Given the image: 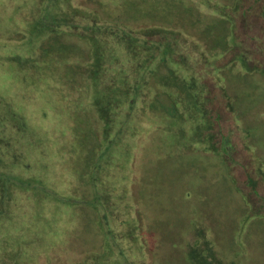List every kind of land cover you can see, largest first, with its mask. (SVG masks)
Masks as SVG:
<instances>
[{
    "label": "trees",
    "instance_id": "1",
    "mask_svg": "<svg viewBox=\"0 0 264 264\" xmlns=\"http://www.w3.org/2000/svg\"><path fill=\"white\" fill-rule=\"evenodd\" d=\"M6 1V7L16 6L23 11L18 0ZM201 1L208 12L189 0H80L76 4L74 0H34L41 16L35 23L37 33L30 35L29 51L25 52V48L19 53L25 35L16 34L21 38L14 40L19 47L14 48L12 62L31 74L27 76L38 78V82L48 79L33 85L45 87L47 83L50 89L62 90L69 104L84 96L86 100L82 101L89 105L85 114L94 120L91 128L85 124L81 131L71 132L69 153L79 158L83 177L78 174L76 180L80 183L84 178L85 187L78 185L75 197L82 193L83 198L79 203L67 204L65 211L75 206L85 209L81 217L91 220L87 230L99 228L109 253H90L83 264H137V255L130 253V246L139 245L150 256V247L155 248L151 235L157 234L166 252L157 259L153 255V264L254 262L243 236L253 234L255 220L260 219L264 226L263 211L252 194L255 191L264 195V172L257 171L259 164L249 156L251 146L237 126L242 99L229 97L224 77L226 72L242 70L237 64L245 68L249 64L258 67L257 61L264 63V47L259 42L264 40V28H260L264 26V0ZM30 3L22 2L26 7ZM173 19L194 27L195 32L187 34L181 25L175 28ZM250 25L254 26L252 30ZM229 33L238 40L232 46ZM185 45L192 51H186ZM29 93L34 92L25 91ZM25 94L22 102L27 99ZM74 94L81 98L75 100ZM71 126L76 129L73 122ZM38 128L48 135V129ZM158 130L156 138L161 137L165 143L172 137L180 140L181 152L186 146L193 151L198 148L202 154L178 162L182 155L167 152L151 161L153 165L149 167L150 162L140 161L139 156L141 152L155 155L145 146L159 151L156 138L151 137ZM229 131L233 150L224 151L221 141ZM197 132L201 138L198 146L193 144ZM233 134L236 139H232ZM231 156L247 166L245 171L232 165ZM171 161L176 163L170 165ZM53 162L67 166L63 161ZM105 164L107 174H103ZM39 165L37 181L46 184L44 176L51 173L47 164L30 160L21 163L19 169L36 172ZM118 165L122 171L117 175L114 170ZM180 169L186 183L178 181ZM2 170L0 167V183L3 177L8 183L16 178L6 173L8 168ZM157 173L161 182L154 178ZM115 178L118 180L113 188ZM64 180L65 176V186ZM18 181L28 189L35 180ZM60 186L54 185L51 190L58 200ZM133 187L138 189L136 193ZM220 196L232 206L236 214L233 221L239 219L244 225L209 219V205L219 203V199L212 198ZM13 200L12 189L6 192L0 187V264H22L25 260L14 240L16 230L10 229L11 220L6 217V207ZM243 206L247 208L245 216ZM19 217L20 213L17 221ZM22 218L26 220L23 215ZM38 222L40 225L44 221ZM8 230L9 237L5 239L2 232ZM5 240H9L7 245Z\"/></svg>",
    "mask_w": 264,
    "mask_h": 264
},
{
    "label": "rangeland",
    "instance_id": "2",
    "mask_svg": "<svg viewBox=\"0 0 264 264\" xmlns=\"http://www.w3.org/2000/svg\"><path fill=\"white\" fill-rule=\"evenodd\" d=\"M23 1L24 0H18L23 8L22 11L21 8L16 9V6H11L12 8L6 7L8 6L7 1L0 0V46L3 47L0 56V167L3 168L2 171H6V168H8L6 173L16 177L13 178L10 183L6 182L4 177L1 179L0 187L4 188L6 192H10L12 189L15 199L12 201V204L6 207L8 211L6 217L11 220L9 222L10 229L16 230L14 240L19 243L21 249L20 253L24 254L25 258L22 264L32 261H34V264H83L82 261L86 260L90 253L96 251L102 255H107L109 253V250L105 247L106 244L103 246L105 238L101 234L99 228H95V230L94 228H90V232L87 230L91 220L81 217L85 209L82 210V207L75 206L73 209L65 211L67 204L79 203L80 200H82V193H78L77 198L75 197V192H78V185L81 189L85 187L82 183L84 178H82L80 183H77L76 180V178L79 180L78 174L83 177V175L80 174L82 170L78 163L79 158L77 156L72 157L69 153L72 148L71 144H73L72 142L70 143L73 137L71 136V132L73 131L75 133L81 131L85 124H88L91 128V126H94V120L89 117V114L88 118L85 114L89 105L82 101V98L86 100L84 96H82V98L80 97V99L78 94H74L72 98L75 100L79 98L80 100L77 101V103L74 101L73 104H69L66 102L68 100L65 101L64 97L66 95L62 90L50 89L47 83L45 87L43 85L41 87L34 86L46 82L48 79L38 82V78L27 76L26 73H30L24 71L23 68H20L10 59L14 54V48L19 47L16 46L17 43L14 42V40L19 41L18 37L21 38V36L16 35L17 32H22L25 35L24 44H21L20 50L18 48L19 53L23 52L25 48H27L25 52L31 49L32 36L30 37V35H35L37 33L35 23L41 16V11H37L34 0H30L31 3L27 5V7L22 4ZM76 1L79 2L80 0H74L75 4ZM189 1L192 4L199 5L204 12H208L207 7L203 5L201 0ZM210 1L214 3H224L229 0ZM24 14H26V17L29 19H25ZM172 22L175 28L180 25L183 26L182 28H185L188 32L187 34H193L195 32L194 27L184 26L179 19H173ZM261 24H264V22L262 21ZM250 27L252 30L254 26L250 25ZM260 28L262 29L264 26L260 25ZM228 37L231 46L238 42L236 36L233 37L231 33L228 34ZM259 42L263 44L260 45L261 48L264 47V40H259ZM66 46L73 49V46L69 44ZM184 48L186 51H192V49L186 45ZM259 48L260 47H258V49ZM237 58L239 59V57ZM250 60L251 62L254 61L252 58H250ZM257 62L258 67H252V65L249 64L244 68L242 65L237 64L242 69L238 72L241 74L226 72L224 80L226 92L229 97L235 100L237 96H240L242 99L239 101L238 113L240 112V116L238 115L236 119L237 126L243 131V139L248 140L247 145L251 146L249 147L251 151L249 156L251 155V159L255 162L257 161L259 164L257 166V171L261 169L264 172V63L260 61ZM212 66H215V64H212ZM49 70L51 74H54L52 65H50ZM215 71L218 70L215 69ZM248 73H250L249 76H247ZM56 77L58 80L61 78L58 74H56ZM25 91H32L35 94L29 93L26 95ZM24 94L27 99H25V102H22L21 97H23L22 95ZM72 122L76 125V131L74 127L72 128L71 126ZM38 126L40 129H48V135L39 132ZM238 132L241 133V131ZM199 133L200 132H197V136L193 143L196 146L201 144L198 140V138L201 139ZM159 134V130L157 132L153 131L151 137L156 138ZM230 134L231 131H229L228 134L225 133L222 138L221 147L224 151H228L229 149L233 150V144L229 143ZM64 136H66V138H64ZM75 138L76 137H74V142L76 140V143H78L79 139ZM232 139H236V135L233 134ZM155 140L157 146L160 148L159 151L145 146L147 152L154 153L155 155L152 156L141 152L139 156L140 161L150 162L148 164L149 167L153 165L151 161H156L158 157H162L167 152H174L182 155L178 158V162H182V159L189 160L194 154H202V150L196 148L193 151L188 147L186 148V146L185 151L181 152V149H183L182 142L173 137L168 143H165L161 137ZM246 153L248 152L246 151ZM127 157L128 155L125 154L123 158L126 159ZM230 159L232 165H236L238 169L245 171V168H247L241 160H235L232 156ZM30 160L35 163L43 162V164L48 165L46 167H49L51 173H46L43 180L47 185L43 184L41 181H37V176L41 174L40 165L38 166V171L36 170L37 173L30 169H19L21 163L24 164ZM54 160L63 161L67 166H59V164L53 162ZM142 163L143 162H141L139 168H141ZM175 163L171 161L170 165ZM119 168L120 166L114 170L117 175L122 171ZM108 171L110 172V166L108 167ZM104 172L107 174L106 164L104 165L103 174ZM62 173L63 175L60 176ZM183 173L184 172L181 173V169L178 171V181H185L186 183ZM157 175L158 173L154 178L161 182V179ZM64 176V181L66 182L65 186L63 182ZM19 178L20 181L21 179L30 180V178H33L35 181H33L31 186L27 189L19 183ZM117 180L118 179L115 178V181H113V188ZM54 185H62L58 188V192L61 193L58 195L60 197L59 200L56 199L54 193H51V190L55 189ZM193 188H195V186H193ZM86 189L87 187L84 190ZM132 189L134 193L138 191L136 187ZM213 190L215 191V188ZM217 190H220V188ZM252 194L258 200V207L263 211L261 214L264 215V195H260L255 191H252ZM69 198L75 202H71ZM215 199H219V203L214 204L211 202V205H209L207 211L209 219L213 221H226V225H231L230 222L233 224L236 223L235 225L245 224L242 221H238L239 219L237 222L236 220L233 221V215L235 214L234 210L226 200L223 202L224 198L221 199V196L212 198V200ZM56 204L60 205L62 210H59ZM77 205L82 206L81 204ZM241 209L242 215L245 216L247 208L243 206ZM19 213L20 217L17 221ZM22 215L26 217V220L22 218ZM38 219H42L44 222L39 225ZM255 222L256 224L251 227L253 230L251 233L253 234H248L246 238L244 235L243 239H245V246L252 254L254 260V262L249 264H264L262 262V259H264V226L261 224L262 222L260 219L255 220ZM248 224L249 223H247V226ZM15 225H17V227H15ZM247 229L248 227L246 231ZM172 234L174 236L176 234L173 228ZM8 235L9 230L7 232H2V237H5V239L9 237ZM151 236V243L155 245V248L150 247V256H147L148 251L146 254L145 250L139 245L130 246V253L133 251V253L137 255V264H147L150 260L151 264H153V255L154 258L157 259L159 254H165L166 248L160 246L159 234ZM8 241L9 240H5L4 244L7 245ZM26 249L29 250L24 251ZM110 260L111 262L113 261L112 258ZM0 262L3 263L2 260H0Z\"/></svg>",
    "mask_w": 264,
    "mask_h": 264
}]
</instances>
